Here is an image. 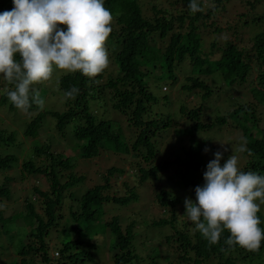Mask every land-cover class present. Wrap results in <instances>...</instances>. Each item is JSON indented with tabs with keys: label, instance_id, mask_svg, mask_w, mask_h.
Segmentation results:
<instances>
[{
	"label": "trees",
	"instance_id": "trees-1",
	"mask_svg": "<svg viewBox=\"0 0 264 264\" xmlns=\"http://www.w3.org/2000/svg\"><path fill=\"white\" fill-rule=\"evenodd\" d=\"M144 1L105 0L104 6L113 15L112 31L105 44L110 61L108 68L93 78L59 70L56 87L63 98L62 110H40L32 104L25 111L32 113V117L22 125V137L33 144L27 151H18L20 157L15 153L0 156V171L15 165L26 177L39 176L48 185L45 190L33 186L31 194L37 195L35 201L39 208L24 199V212L20 214L28 221L29 230L24 234L25 243L21 241L15 257L6 264H99V247H104L109 259L107 264H264V241L258 251L229 246L225 240L230 233L225 230L219 242L211 245L193 223H183L181 228L175 223V209L183 196L181 189L194 201L195 188L203 185V173L208 162L214 159L213 154L223 153V165L233 151L228 149L227 141L222 147L216 146L219 142L215 140L207 142L209 152H205L195 140L196 132H208L214 127L220 130L227 125L239 131L242 141L234 151L241 158H238L241 170L264 175V119L261 117L264 112V72L261 71L264 68V30L253 36L251 49L244 50L229 38L230 25L224 27L219 21L227 6L237 3H244L252 10L257 7L260 18L264 19V0H199L202 10L196 13L188 7L190 0ZM12 8V0H0V12ZM243 22L240 27L250 25L246 20ZM232 26L233 31L240 30L237 24ZM185 61H189V68L179 81L177 71L187 63ZM253 70L258 71L257 81L245 87ZM163 76L166 82L156 95L153 85ZM217 77L220 81L215 83ZM1 83L6 86L2 88ZM222 84L226 88L221 90ZM163 86L173 90V96L169 90L162 91ZM0 87L3 92L0 104L15 109L7 97V92L14 90V83L0 78ZM33 87L41 97L48 91L41 83ZM72 87L78 88L79 93L74 99H66L64 92ZM244 87L246 100L241 99L242 96L239 101L227 99L229 111L207 121L201 119L202 106L188 110L189 101L182 98L189 93L206 100L218 94L231 95L232 90L242 95L239 90ZM175 104L179 106L181 117L187 116L193 121L189 127H177L179 122L171 109ZM47 116L54 120L51 127H45ZM69 125H72L70 133ZM15 131L6 125L0 128V147H12V152L17 150L14 148ZM42 131H46L43 137ZM170 132L176 141L173 140L172 152L167 155V151L161 149L160 140L170 138L163 136ZM178 135L181 138L177 139ZM66 137H70L69 142L65 141ZM176 150L178 152L173 154ZM70 152L73 155L70 156ZM29 153L26 159L24 155ZM111 154L125 157L127 170L112 165L102 174L101 183L74 196L70 189L84 178L74 173V158H107ZM127 172L137 183L156 179L167 172L164 182L170 181L177 192L155 191L156 203L172 213L168 219L164 216L145 218L141 222L142 233L135 231L134 220L123 224L117 217L100 218L104 203L123 206L139 199L134 188L125 181L120 184L127 191L124 195L105 193L111 186L110 177H121ZM3 181L5 183L1 184ZM3 181L0 199H9L11 191L6 183L11 182V178L5 177ZM112 185L115 187L117 183ZM4 212L0 208V234L9 230L7 224L12 221L11 215L6 217ZM258 215L260 227L264 228V214L259 212ZM167 226L166 232L163 231ZM145 229L149 232L144 237ZM52 241L57 242L54 247ZM52 250H58V255L50 256ZM0 264L4 263L0 261Z\"/></svg>",
	"mask_w": 264,
	"mask_h": 264
},
{
	"label": "clouds",
	"instance_id": "clouds-1",
	"mask_svg": "<svg viewBox=\"0 0 264 264\" xmlns=\"http://www.w3.org/2000/svg\"><path fill=\"white\" fill-rule=\"evenodd\" d=\"M12 4L11 10L0 12V78L14 83L7 97L17 109L27 111L32 104L44 108L45 100L33 85L52 80L54 70L93 78L108 68L105 44L113 15L105 0H12ZM188 7L193 13L202 10L199 0H190ZM78 93L72 87L64 97L74 99ZM213 155L203 185L195 188V200L185 198L183 215L211 245L227 230V245L258 251L264 241L258 215L264 204V175L242 171L236 155L223 165V153Z\"/></svg>",
	"mask_w": 264,
	"mask_h": 264
},
{
	"label": "rangeland",
	"instance_id": "rangeland-1",
	"mask_svg": "<svg viewBox=\"0 0 264 264\" xmlns=\"http://www.w3.org/2000/svg\"><path fill=\"white\" fill-rule=\"evenodd\" d=\"M141 1H144V0H141ZM145 7H148V5H146ZM256 8L257 7H255L254 10H252L250 9L248 5H245L244 3L229 4V6H227L226 13H224V15L220 17V20H219L221 21L220 24H222L224 27L230 25L228 28L231 31V33L229 32V38L233 39L232 42L236 43L239 49L250 50L253 36L264 30V19L260 18L261 12L260 10ZM250 19H258V20H256V22H253ZM245 20L249 22L248 24L250 25L249 26L247 25L246 27L242 25L240 27V24L244 23L243 21ZM236 24L238 25V28L240 27V30L235 32L231 29V27H233L232 25H234L235 27ZM185 62L187 63L183 65L181 69L179 68L178 69L179 71H177V77L179 81L184 79V71L185 69L189 68L188 67L189 61H185ZM58 71H59L58 69L54 70V75H53L52 80L47 81V82H41V84L48 89L50 94L47 91L46 95L42 97L45 100V106L43 109H40L38 107L40 110L61 111L63 108L62 106L63 98L61 94L59 93V90L56 87V81L58 80L57 77L60 75ZM261 71L264 72V68L261 69ZM250 76H251V80L250 81L248 80V82L244 84L245 87L251 85V82L254 83V81H257L258 71L253 70ZM165 77L166 76H163V78L160 79L156 85H153V87L155 88L154 93L156 95L160 94L158 90H161V86L165 84L166 82ZM207 81L208 83L210 82L209 80ZM219 81H220V78L217 77L215 83H218ZM1 86L2 88H4L6 85L1 83ZM225 86H226L225 84H222L220 86L221 90L223 87L226 88ZM245 87L239 90L242 92V95L241 93H238L232 90L231 95L223 93L224 95L218 94L206 100H200L199 98L200 96L191 95L189 93L183 94L182 98L185 99L186 101H189V103L187 102L189 106L188 110L190 108H198L202 106L203 116L201 119L202 121H207L208 120L207 118L212 119L217 115H223L227 111H229L230 108L229 106H227L228 105V102H226L227 99L233 98L234 100L235 98H237V101L241 99L246 100L247 97L244 95L245 94L244 92H246ZM164 90L165 92L168 91L169 87L163 86L162 91ZM174 91L175 93H177L176 90ZM168 92L171 96H173V90L170 89ZM2 93L3 92L0 90V96L2 95ZM240 96H242L243 98L240 99L239 98ZM171 109L173 113L175 114L174 115L175 120L179 122L177 124V127L179 129L184 128L185 126L189 127L190 124L193 122L192 120H189L187 116H183V117L180 116L179 106L177 104L172 106ZM262 111H264V109ZM2 113L4 115H2ZM29 117H32V113L25 112L24 110H20L17 108L15 109H11L9 107L5 108L4 106L0 104V128L6 125L9 128H13V130H16L15 131L16 142H15L14 148L16 147L17 149V150H14V152H12V147L2 146L0 147V156L15 153L17 154V156L20 157V153H18V151H21L22 149H25L24 151H27L29 147L33 144L31 140H26L22 137V134H23L22 125L26 122V120ZM261 117L264 119V112L261 114ZM45 119H46L45 127H51L54 120H52L48 116ZM71 127L72 125H69L67 127V129H69V133H70ZM17 129L19 130V133ZM44 132L46 131H42L41 137H43ZM163 136H166V137L169 136L170 138H164V137L161 138L160 140L161 146H162L161 149L162 151H167V155H170L172 152L170 146L173 140L176 141V138L173 136L172 132H170L169 135H163ZM194 137H195V140L204 147V149L205 148L209 149V146H208V143H203L202 142L203 140H205V142L212 141V143L215 142L216 140L219 143H215V145L216 146L219 145L222 147L224 145L223 142L227 141L230 144V146H228V149L230 150L231 148L233 150L231 155H237L234 149L235 148L239 149L240 141H242L240 138L241 135L239 131L231 129L229 125H227L225 128H221L220 130L215 129L214 127L212 130L208 132H205V131L199 132V133L196 132V135ZM179 138H181V136L178 135L177 139ZM209 138H211V140H209ZM65 141L69 142L70 137H66ZM174 152H178V151L177 150L173 151V154ZM112 154L111 156H106L107 158L99 157V156L96 158H92V159H86L80 156L74 158L75 159L74 160L75 168L73 170L74 173L76 174V176L84 177L81 182H79L77 185H75L73 188L70 189V191L73 193L74 196H80L89 187H92L95 184L101 183L103 180L102 174L108 167L112 165L120 167L122 171L127 170L125 166L128 163L127 159L121 156L120 154H114V155ZM30 155L31 154L29 153L27 155H24V157L26 156V159H27L29 158ZM69 155L70 156L73 155V152L72 153L70 152ZM34 158L35 157L32 156V159ZM239 159L241 160V158ZM36 162H37V159H36ZM17 166H19V164ZM241 166L242 165L240 164V161H239V167ZM14 167L15 165L13 166L12 169L0 171V183L4 180L5 177L11 178V182L6 183V186L9 187L11 191L10 198L6 199L5 197H1L0 199L1 200L0 208H3L5 210L4 215L6 217H10L11 215V220H12L10 223L7 224V227L9 230H7V232L5 233L0 234V261H2V263L4 264H6L5 262L9 261L12 257H15V252L17 251L20 243L22 242L25 243L24 234L29 230V223L23 218L24 215L20 214L21 212H24V205H25L24 199L25 200L28 199L29 201H32L36 205L37 202L35 201V199L37 198V195L31 194L33 186L35 185L42 190H45L48 186L47 182H45L43 178L39 176L35 177L32 174L31 176L26 177V175H23L21 173L20 168L18 167L14 168ZM167 176H168L167 172H165V173L159 174L156 179L147 180L145 183H137L136 179L134 177H131L128 172L125 173V175L121 177L116 176V175L110 177L109 184L111 186L105 192L107 195H110V196L124 195L127 191L125 192L126 190L125 186L121 187L120 184L122 185L123 181H125L127 182V184L130 185L132 189L134 188L133 191L138 194L139 199L137 201H134V202L132 201L131 203L127 205H123V206L120 204H114L112 202L104 203L102 211L100 212L101 220H108L111 217H117L119 222L123 224H125L124 223L125 221L134 220L136 222L135 231L142 233L143 227H141V222H143L145 218H149L150 220H152L153 218L155 219V218H158L159 216H164L165 219H168V217L170 216L172 212L163 210V208L160 207L154 200L155 195H156L155 194L156 190L163 189L168 193L173 192L174 194H177L176 189L171 187V184H169L170 181L167 183L164 182V178H166ZM4 183L5 182L3 181L1 184H4ZM114 183H117L115 187L114 185H112ZM184 192L186 191L181 189L180 194L183 195L181 198L182 201L179 203V205L175 209V212H177L175 213L176 218H177L175 223L180 228L183 227V223H187L188 225H190L189 224L190 221H188L186 216L183 215L185 212L184 210L185 198H190V196L186 195V193ZM37 208H39L38 204H37ZM182 210H184V212ZM38 211L41 212V209H38ZM64 211H65V208H64ZM260 212L264 214L263 204L261 205ZM167 229H168V226L163 228L162 230L166 232ZM148 232L149 230L145 229V232L142 234V236L145 237L148 234ZM105 236L106 235L104 234V237ZM160 241H161V238H160ZM54 243H57V242L52 241L51 242L52 247H54L55 245ZM162 243H163V238H162ZM52 251L54 253L56 250H52ZM53 253L51 252L50 256ZM97 253H98V263L107 264V261H109V259H107L106 257L104 247L103 248L99 247V249L97 250ZM85 264H92V263L88 262ZM161 264H165V263H161Z\"/></svg>",
	"mask_w": 264,
	"mask_h": 264
},
{
	"label": "built area",
	"instance_id": "built-area-1",
	"mask_svg": "<svg viewBox=\"0 0 264 264\" xmlns=\"http://www.w3.org/2000/svg\"><path fill=\"white\" fill-rule=\"evenodd\" d=\"M57 255H58V252L55 251V252L53 253V256H57Z\"/></svg>",
	"mask_w": 264,
	"mask_h": 264
}]
</instances>
